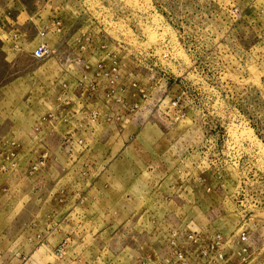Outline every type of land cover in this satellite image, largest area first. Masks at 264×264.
<instances>
[{
    "label": "rangeland",
    "instance_id": "obj_1",
    "mask_svg": "<svg viewBox=\"0 0 264 264\" xmlns=\"http://www.w3.org/2000/svg\"><path fill=\"white\" fill-rule=\"evenodd\" d=\"M0 63V264H264V0H0Z\"/></svg>",
    "mask_w": 264,
    "mask_h": 264
},
{
    "label": "crops",
    "instance_id": "obj_2",
    "mask_svg": "<svg viewBox=\"0 0 264 264\" xmlns=\"http://www.w3.org/2000/svg\"><path fill=\"white\" fill-rule=\"evenodd\" d=\"M6 60L7 59H4L3 62H5ZM25 110L26 111L23 112L24 117L19 122L16 121V117H15L16 115H14L13 111H11L10 113L9 112L7 113V110H6L3 112L2 115H0V136L3 134L4 135L13 134L20 141H25V140H27V138H30L31 140H33V137H36L37 133L35 131H37L36 129H38L37 128L38 124H37V122L31 121L33 118L31 115L32 113L30 111H28L26 108H25ZM0 113H2V112H0ZM13 135H11V136H13ZM14 136H13V138H14ZM107 158H109V157H107ZM108 161H109V159H108ZM111 161L115 162L116 159L114 158ZM107 176L110 177V174L108 173ZM115 176L116 175H113L112 177H115ZM143 176H144L143 172H141V173L136 172V173H133L131 176L127 175L128 178H132V179L137 178V177L141 178ZM29 178H32V177H30V176L23 177L22 176L21 179L18 181V183L20 182V184L25 185L28 183ZM12 179H14V178H12ZM15 185H17L16 182H15ZM140 185L141 186L139 187V183H138V185H136V190H134L133 193L129 192V194H128V190L125 189L124 187H113L114 185L112 187L110 185L97 187V186L91 185L90 187L86 188L85 192H83V194L85 195L84 196L85 200H87L89 202L91 201V203H92V200L94 202L96 201V203H97V200H99L100 202L98 203L97 206L95 204H93V207H90L91 204H86L85 210H87V209L91 210L92 208L100 209L101 210L100 215H103V217H104V213L108 212V211L110 212V210H112L111 208H113V209H117V211H121L120 215L122 217L119 218V215H118V218H119L118 221L120 219H122V220H124L125 218L127 219L128 215H129L127 213L128 211L140 209L141 204H143L142 200H143L144 194H146V192H145L146 187H142V184H140ZM22 188H24V187H22ZM61 190H63V189H59V191H61ZM139 190H142V191H139ZM24 192L22 191L21 194H23ZM65 192H66V190H64V193ZM56 193H58V192H56ZM94 197H95V199H94ZM109 198L112 199L111 202H110V200H108ZM101 203H102V206L99 207V205H101ZM114 204H115V206H112ZM145 207H147V206H144V208ZM154 207H156V206L154 205ZM37 211H38V209H37ZM64 211H66V210H64ZM58 214L59 213H57V215ZM57 215L55 214V216H57ZM64 215L66 217H65V219H63V222L68 223L69 218H67V216H70V213L69 214L66 213ZM126 215H127V217H126ZM60 217H61V214H60L58 219H61ZM105 217L109 218V213H107L105 215ZM21 220H22V217H21Z\"/></svg>",
    "mask_w": 264,
    "mask_h": 264
},
{
    "label": "built area",
    "instance_id": "obj_3",
    "mask_svg": "<svg viewBox=\"0 0 264 264\" xmlns=\"http://www.w3.org/2000/svg\"><path fill=\"white\" fill-rule=\"evenodd\" d=\"M55 30L57 31L58 29L55 28ZM49 54H50V48L45 43H38L34 47V49L32 51V55L35 58H38V59L45 58ZM216 238L219 239V236L217 235ZM245 240H246L245 234L243 232L239 233V235L237 237V241H239L240 243H243V242H245ZM215 243H217V240H216ZM240 250H241V252H244L245 251V248H241ZM176 255L181 259V254L180 253H176ZM214 255H215V258L219 259V258L222 257V252H215Z\"/></svg>",
    "mask_w": 264,
    "mask_h": 264
}]
</instances>
